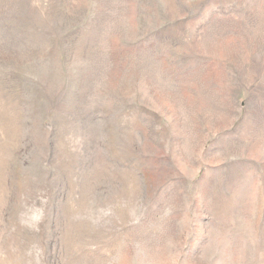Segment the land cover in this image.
<instances>
[{"label":"rangeland","instance_id":"1","mask_svg":"<svg viewBox=\"0 0 264 264\" xmlns=\"http://www.w3.org/2000/svg\"><path fill=\"white\" fill-rule=\"evenodd\" d=\"M0 264H264V0H0Z\"/></svg>","mask_w":264,"mask_h":264}]
</instances>
